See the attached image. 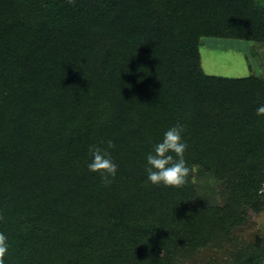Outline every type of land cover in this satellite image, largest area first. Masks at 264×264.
<instances>
[{"label": "trees", "instance_id": "obj_1", "mask_svg": "<svg viewBox=\"0 0 264 264\" xmlns=\"http://www.w3.org/2000/svg\"><path fill=\"white\" fill-rule=\"evenodd\" d=\"M203 37L264 43L257 0H0V246L4 264H178L264 205V79L206 74ZM186 127L183 186L145 157ZM118 164L109 186L90 145ZM202 165L224 205L202 206ZM231 264H264V243Z\"/></svg>", "mask_w": 264, "mask_h": 264}, {"label": "rangeland", "instance_id": "obj_2", "mask_svg": "<svg viewBox=\"0 0 264 264\" xmlns=\"http://www.w3.org/2000/svg\"><path fill=\"white\" fill-rule=\"evenodd\" d=\"M259 2V0H257ZM200 65L206 74L225 77L254 75L264 79V43L245 39L203 37ZM192 181L197 192L195 204L224 205L229 189L214 173L195 165ZM264 243V205L256 212L248 208L246 221L225 235L219 245L213 243L197 251L180 252L178 264H231L239 251Z\"/></svg>", "mask_w": 264, "mask_h": 264}, {"label": "clouds", "instance_id": "obj_3", "mask_svg": "<svg viewBox=\"0 0 264 264\" xmlns=\"http://www.w3.org/2000/svg\"><path fill=\"white\" fill-rule=\"evenodd\" d=\"M259 3L264 6V0H259ZM256 115L264 117V104L257 107ZM185 133V125L178 121L164 131L162 139L147 153L145 172L146 180L151 185L179 188L187 183L191 170L185 159L188 148ZM114 147L109 140L107 147L90 145L88 149L90 159L87 168L101 177L104 186L111 185L117 176L119 166L109 151ZM5 251L6 248L0 246V264H4Z\"/></svg>", "mask_w": 264, "mask_h": 264}]
</instances>
